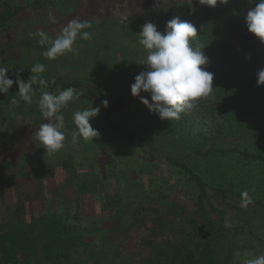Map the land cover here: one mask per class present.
I'll return each mask as SVG.
<instances>
[{
    "label": "rangeland",
    "instance_id": "obj_1",
    "mask_svg": "<svg viewBox=\"0 0 264 264\" xmlns=\"http://www.w3.org/2000/svg\"><path fill=\"white\" fill-rule=\"evenodd\" d=\"M254 6L250 0H227V3L218 0L214 7L200 4L199 0H48L37 10L20 12L5 37L9 39L11 36L12 42L19 41L12 48L17 62L29 71L35 64H43L45 70L40 75L45 77L77 80L86 86L105 84L104 94L110 113L106 120L105 107L101 104L88 101L69 103L62 109L65 117L63 131L66 133L64 147L55 154L45 152L35 136L39 126L47 122L46 118L38 119L36 124L31 120L27 123L17 121L19 123L11 127L8 123L2 124L8 133H0V248L4 245L1 234L4 219L7 221L8 218L5 216L10 212L8 207L10 205L13 209L8 218L11 226L15 223V203L23 200L26 210L31 209L34 216L40 214L41 208L45 213L54 210L59 214L68 213V208L67 222L88 225L87 246L78 248L82 259L77 264H128L131 261L127 250L131 243L124 241L121 229L124 225H118L113 219L112 198L118 199L116 193L121 194V201H118L121 205L127 201L138 204L147 194L157 196L159 192L176 200L171 183L176 180V185L186 188L189 185L176 168L163 160L164 156L179 157L193 169L205 173L213 169L215 153L203 158L196 155L195 149L204 153L213 146L229 148L237 145L242 150L264 153V145L247 131L253 122L245 121L244 134L239 136L233 125L238 117L229 123L215 100L209 101L207 97L194 102V106L200 104L199 117L193 128L185 131L175 120H161L150 113L139 97L130 93L134 77L141 72L135 68L141 66L143 71L147 70L140 64L147 55L139 44L142 25L152 22L163 33L166 21L179 17L197 28V36L190 38V42L193 47L204 45L202 51L207 64L202 67L213 73V90L235 84L233 90L237 91L239 80H252V84H256L255 90L248 89L247 93L264 94V85L258 86L251 76L252 70L260 68L261 63L257 62L262 59L264 43L252 33H245V14ZM49 13L55 22L49 20ZM206 13L209 14L207 25L204 23ZM77 18L91 23L90 28L82 30L90 32L91 38L84 40L78 36L75 53L54 60L44 57L42 52L48 45L35 44L40 39L35 33L44 31L55 38L69 21ZM241 70L246 73L237 74ZM229 91L224 93L232 94ZM140 96L151 102L148 93L141 92ZM252 97L250 100L253 101ZM90 105L100 107L99 114L90 119L99 136L93 141L81 139L73 144L71 132L75 125L72 114ZM194 106L186 111L191 112ZM60 160H66L72 163V168L78 169L77 174H69V181L65 178L67 173L63 177L55 175L58 170L53 165ZM246 165L250 170L256 166L252 163ZM101 177L103 183L99 181ZM100 191L106 193V203ZM193 192L195 187L190 188V193ZM227 202L231 206L223 204L221 208L228 209L230 218L235 219L241 198L228 197ZM99 205L104 211L97 212ZM253 208L251 203L243 209ZM94 220L98 223L95 224ZM93 226L101 229L96 228L98 231L94 233ZM91 232L98 235L93 238ZM34 234L36 236L38 232ZM45 248L43 241L35 242L34 249L23 256L27 261L25 264H54L53 260L46 258L48 252ZM3 255L4 251L0 249V264H4L1 261ZM64 260L58 264H68Z\"/></svg>",
    "mask_w": 264,
    "mask_h": 264
},
{
    "label": "trees",
    "instance_id": "obj_2",
    "mask_svg": "<svg viewBox=\"0 0 264 264\" xmlns=\"http://www.w3.org/2000/svg\"><path fill=\"white\" fill-rule=\"evenodd\" d=\"M45 1L48 0H0V67L8 68L7 75L14 81L17 73L25 82L32 73L24 69L16 60L12 48L19 41L12 42L11 36L9 39L5 37L11 22L20 12L37 10ZM250 1L256 2V0ZM208 21L209 14L206 13L204 23L207 25ZM247 32L248 30H245V33ZM24 41L28 43L27 39ZM35 44L38 45V41ZM257 63H261L259 70L264 68V51H262V59H259ZM259 70L251 71L255 81ZM135 71H143V68L138 66ZM245 73L241 70L237 74ZM42 77L48 81V86L42 89L38 83L33 85L34 94L31 104L19 98L18 86L15 83L8 93H0L1 134L8 133L2 128V124L8 123L11 127L19 122L27 123L30 120L36 124L38 119L43 118L38 107L41 91L56 93L58 89L73 87L79 94V99L76 101L101 104V101L106 100L105 84L86 86L77 80ZM239 81L237 91L233 90L235 84L224 85V89L216 87L207 100H215L218 103L224 119L229 123L238 117L236 124L233 125L239 136L244 134L242 129L244 122L252 121L253 124L247 131L264 145V94L252 95L251 91L249 95L247 90H252L256 84H252V80ZM243 85L246 88H242ZM228 89L232 94L224 93ZM250 97L254 100H250ZM13 98L18 102L13 104ZM199 108L200 104L195 105L191 112L185 110L180 113V118L175 121L182 130L193 128L199 117ZM105 111L104 118L108 120L109 106L105 107ZM128 139L133 141L131 137ZM195 153L203 158L215 153L213 169L200 173L179 157L164 156L163 160L176 168L189 185L187 188L181 184L176 185V180L171 183L176 200H171L168 197L169 194L162 192H159L157 196L147 194L142 202L135 205L128 201L121 205L118 202L121 201L119 193L115 194L118 199L112 198L114 200L113 219L118 221V225H124L121 228L124 241L131 243L127 250L131 261L128 264H245L247 259L264 255V153L242 150L237 145L229 148L213 146L204 153L195 149ZM246 163L256 166L250 170ZM53 167L58 170L55 171L58 177L67 173V176H64L66 181L70 180L71 172L78 171L66 160L54 163ZM76 174L74 175L77 178ZM104 178L107 179L106 176ZM104 178H99L100 183H103ZM193 187L195 192L191 194L190 188ZM243 191H247L252 197L254 208L245 210L239 207L235 219L230 218L228 209L221 206L228 203V197L241 198ZM100 192L103 193L104 203H106V193ZM59 196L62 197V194H58ZM15 205L13 211L15 223L10 226L11 220L8 218L13 209L9 205L10 212L5 216L8 218L7 221L4 219L5 227L1 234L2 242H4L3 249L0 248L4 251L1 261L4 264H25L27 261L23 260L25 259L23 256L27 251L34 249V243L37 241L45 243V249L48 252L46 258L53 260L54 264H58L62 259H65L63 262L68 264H77L81 261L82 255L79 254L78 248L87 246L88 241L85 235L89 229L88 225L84 226L82 223L67 222L70 215L68 208H66L68 213L64 214L54 210L45 213L41 208L40 214L34 216L31 209L26 210L23 200L17 201ZM65 205L64 199L63 206ZM100 209L104 208L99 205L97 212ZM25 213L28 215L26 216ZM229 219H232V222ZM226 223L231 224V227H226ZM115 224H117L116 221ZM93 228L95 229L92 231L97 233L98 227L93 226ZM34 232L38 234L35 236ZM94 233H92L93 238L98 235ZM105 240L107 241L106 237ZM120 245H118L119 248Z\"/></svg>",
    "mask_w": 264,
    "mask_h": 264
},
{
    "label": "clouds",
    "instance_id": "obj_3",
    "mask_svg": "<svg viewBox=\"0 0 264 264\" xmlns=\"http://www.w3.org/2000/svg\"><path fill=\"white\" fill-rule=\"evenodd\" d=\"M200 4L216 6L218 0H199ZM219 3H227V0H219ZM49 20L55 22V18L49 13ZM245 23L248 32L252 33L264 43V0H256L255 6L245 14ZM91 27L89 21L72 19L64 26L55 38L48 36L44 31L35 35L39 36L38 43L41 46L48 45L42 55L50 60L67 53H75L74 44L77 37L88 40L91 33L82 31ZM197 36V28L191 22L181 21L174 17L166 21L163 33L157 30L152 22L142 25L139 32V44L146 50V58L140 63L146 66V71H141L134 77L130 85V93L133 97H139L150 113L161 120H178L180 113L194 106V102L200 98H207L213 92V73L202 66L207 64V57L203 54L202 46L193 47L190 38ZM8 68L0 67V93H8L13 83L18 86L19 98L25 103H32L33 85L39 84L41 88H47L48 81L40 74L44 72L43 64H35L30 72L32 75L27 81H23L16 74L15 81L7 75ZM257 85H264V68L257 74ZM141 92L150 95V100L140 96ZM79 99V94L73 87L58 89L56 93L41 91L38 107L44 118L35 132L36 139L49 154H55L64 147L66 133L65 117L62 109L69 103ZM18 101L13 98L12 103ZM101 106L107 107L108 101H101ZM100 107L83 108L73 112L72 121L75 130L71 132V142L77 144L81 139L84 142L93 141L99 136L98 130L90 124V119L99 114ZM252 203V197L247 191L241 193L242 208ZM226 227L231 224L226 223ZM245 264H264V255L247 259Z\"/></svg>",
    "mask_w": 264,
    "mask_h": 264
}]
</instances>
